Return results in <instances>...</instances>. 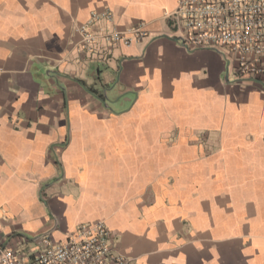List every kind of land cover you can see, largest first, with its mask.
Listing matches in <instances>:
<instances>
[{
  "label": "crops",
  "instance_id": "0c3cea01",
  "mask_svg": "<svg viewBox=\"0 0 264 264\" xmlns=\"http://www.w3.org/2000/svg\"><path fill=\"white\" fill-rule=\"evenodd\" d=\"M175 8L0 0V243L101 221L127 264H264V87L182 50Z\"/></svg>",
  "mask_w": 264,
  "mask_h": 264
},
{
  "label": "built area",
  "instance_id": "2783aa9c",
  "mask_svg": "<svg viewBox=\"0 0 264 264\" xmlns=\"http://www.w3.org/2000/svg\"><path fill=\"white\" fill-rule=\"evenodd\" d=\"M172 17L171 37L182 50L213 52L232 83L264 87V0H176ZM102 18H108L106 11L93 13L89 23ZM94 38L84 34L86 44ZM104 39L132 41L117 32ZM50 237L51 230L7 236L0 243V264H127L111 250L110 231L101 221L79 225L59 243Z\"/></svg>",
  "mask_w": 264,
  "mask_h": 264
}]
</instances>
